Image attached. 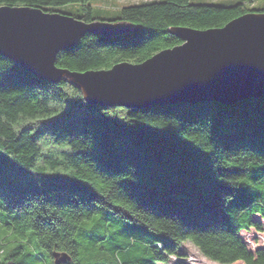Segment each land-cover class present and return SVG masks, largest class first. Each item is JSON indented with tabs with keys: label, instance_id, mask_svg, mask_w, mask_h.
I'll list each match as a JSON object with an SVG mask.
<instances>
[{
	"label": "trees",
	"instance_id": "obj_1",
	"mask_svg": "<svg viewBox=\"0 0 264 264\" xmlns=\"http://www.w3.org/2000/svg\"><path fill=\"white\" fill-rule=\"evenodd\" d=\"M94 0H0V7L123 22L62 51L71 71L140 64L182 43L175 27L221 28L252 9L153 0L95 17ZM264 98L136 110L88 104L67 78L41 81L0 55V264H168L190 242L219 264H264L240 232L262 230ZM37 245L43 250L38 251ZM177 264H188L180 261Z\"/></svg>",
	"mask_w": 264,
	"mask_h": 264
},
{
	"label": "water",
	"instance_id": "obj_2",
	"mask_svg": "<svg viewBox=\"0 0 264 264\" xmlns=\"http://www.w3.org/2000/svg\"><path fill=\"white\" fill-rule=\"evenodd\" d=\"M129 30L123 22H85L39 8L3 6L0 55L41 81L57 84L69 79L92 106L145 111L180 103L235 105L264 98V13L260 12H248L221 28L175 27L171 32L182 43L140 64L122 62L85 72L57 65L58 55L88 34L114 38ZM70 260L63 253L56 264Z\"/></svg>",
	"mask_w": 264,
	"mask_h": 264
},
{
	"label": "rangeland",
	"instance_id": "obj_3",
	"mask_svg": "<svg viewBox=\"0 0 264 264\" xmlns=\"http://www.w3.org/2000/svg\"><path fill=\"white\" fill-rule=\"evenodd\" d=\"M153 0H94L93 4L97 7L95 9V17L102 18V19H112L118 16L119 11L126 6L131 5H138L143 4ZM193 3H203V4H214V5H222V6H232L237 3H244L248 6V8L252 9V6L261 5L262 0H191ZM42 10V9H41ZM62 10L70 14H76L78 10L77 5H71L63 7ZM45 11V10H43ZM64 14V13H63ZM254 220L260 221L263 225L262 230H257L256 228H252L248 231L240 232V236L243 240L247 243L246 245L249 246L250 250L253 252L256 251L258 248H264V217L256 214L254 215ZM2 234L0 232V240ZM181 253L184 254L183 256L172 255L169 259L168 264H177L180 261H185L188 264H219L210 259L204 257L196 247L190 242L185 243L181 247ZM38 251H43L37 245ZM61 255V254H60ZM59 255V256H60ZM58 256V257H59ZM55 257V260L58 258ZM235 264H244L242 262H238Z\"/></svg>",
	"mask_w": 264,
	"mask_h": 264
}]
</instances>
